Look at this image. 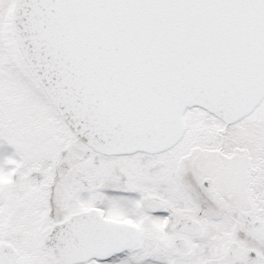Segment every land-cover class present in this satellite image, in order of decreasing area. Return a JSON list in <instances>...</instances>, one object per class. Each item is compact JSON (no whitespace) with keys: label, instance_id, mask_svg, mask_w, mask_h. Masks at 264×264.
Returning a JSON list of instances; mask_svg holds the SVG:
<instances>
[{"label":"snow or ice","instance_id":"6c2138e0","mask_svg":"<svg viewBox=\"0 0 264 264\" xmlns=\"http://www.w3.org/2000/svg\"><path fill=\"white\" fill-rule=\"evenodd\" d=\"M0 264H264V0H0Z\"/></svg>","mask_w":264,"mask_h":264}]
</instances>
